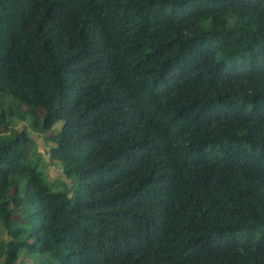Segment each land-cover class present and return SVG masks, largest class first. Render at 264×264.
Wrapping results in <instances>:
<instances>
[{
  "label": "trees",
  "instance_id": "1",
  "mask_svg": "<svg viewBox=\"0 0 264 264\" xmlns=\"http://www.w3.org/2000/svg\"><path fill=\"white\" fill-rule=\"evenodd\" d=\"M0 223V264H264V0H0Z\"/></svg>",
  "mask_w": 264,
  "mask_h": 264
},
{
  "label": "rangeland",
  "instance_id": "2",
  "mask_svg": "<svg viewBox=\"0 0 264 264\" xmlns=\"http://www.w3.org/2000/svg\"><path fill=\"white\" fill-rule=\"evenodd\" d=\"M40 116H42L43 112L40 111ZM25 123L19 122L14 126L15 131H20L25 127ZM61 126V122H57L55 126L52 128L50 132L57 131ZM29 130V129H28ZM31 138L35 141V146H32V153L28 156V161L33 164H37L40 170L44 172V179L45 182L56 191H65L69 197L73 196L74 189L76 186L75 177H65L59 169H61V165L57 161H51L49 157H47V152L49 148L53 146V142L47 141L44 138V135H38L32 131H30ZM58 167V168H56ZM25 181L22 180L21 182V189H23ZM18 221L21 219L18 217ZM21 223V222H20ZM4 228L0 223V238L4 236ZM28 262V261H26Z\"/></svg>",
  "mask_w": 264,
  "mask_h": 264
}]
</instances>
